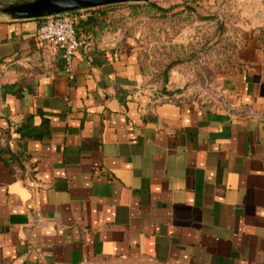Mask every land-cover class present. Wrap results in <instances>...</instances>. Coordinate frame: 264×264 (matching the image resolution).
<instances>
[{
  "label": "crops",
  "instance_id": "0c3cea01",
  "mask_svg": "<svg viewBox=\"0 0 264 264\" xmlns=\"http://www.w3.org/2000/svg\"><path fill=\"white\" fill-rule=\"evenodd\" d=\"M250 1L240 19L261 22L202 101L152 76L130 18L92 28L68 70L41 19L0 13V264H264V0Z\"/></svg>",
  "mask_w": 264,
  "mask_h": 264
},
{
  "label": "rangeland",
  "instance_id": "374dc122",
  "mask_svg": "<svg viewBox=\"0 0 264 264\" xmlns=\"http://www.w3.org/2000/svg\"><path fill=\"white\" fill-rule=\"evenodd\" d=\"M244 2L150 0L109 4V23L122 27L130 18L133 26H146L140 38L142 51L159 58V62L150 60L148 71L160 76V85L172 88L170 91L180 94V99L202 101L217 89L216 74L233 66L241 34L249 31L252 23L261 22L240 19V12L244 14L251 4L250 0ZM144 9L153 10L142 14ZM134 11L141 14L132 15Z\"/></svg>",
  "mask_w": 264,
  "mask_h": 264
},
{
  "label": "built area",
  "instance_id": "2783aa9c",
  "mask_svg": "<svg viewBox=\"0 0 264 264\" xmlns=\"http://www.w3.org/2000/svg\"><path fill=\"white\" fill-rule=\"evenodd\" d=\"M91 9V8H87ZM85 9L76 10L77 13L65 12L50 15L41 19L37 36L46 41L53 51L63 53V61L68 70L71 68V61L74 54L80 49L85 53L92 50L93 42L87 36L76 35L75 23L78 18L87 16ZM168 98V97H166ZM46 264H90L88 259H82L76 263L64 261H52Z\"/></svg>",
  "mask_w": 264,
  "mask_h": 264
},
{
  "label": "water",
  "instance_id": "95a60500",
  "mask_svg": "<svg viewBox=\"0 0 264 264\" xmlns=\"http://www.w3.org/2000/svg\"><path fill=\"white\" fill-rule=\"evenodd\" d=\"M150 0H0V13L13 20L42 19L59 13L123 2Z\"/></svg>",
  "mask_w": 264,
  "mask_h": 264
},
{
  "label": "trees",
  "instance_id": "16d2710c",
  "mask_svg": "<svg viewBox=\"0 0 264 264\" xmlns=\"http://www.w3.org/2000/svg\"><path fill=\"white\" fill-rule=\"evenodd\" d=\"M145 3V2H144ZM152 4V3H150ZM110 6V5H109ZM108 5L105 6H99L91 9H85L84 11L87 12V16L84 18H78L75 23V33L76 35H86L90 38H92L93 32L91 31L94 27H99L101 29H106L109 26H112V28H115V25L109 23L110 22V15L111 12L108 8ZM158 10L160 7L157 8ZM153 9H147L142 12L145 14H149ZM72 13H77V11H73ZM152 13V12H150ZM132 15H136L137 13L134 11L131 13ZM138 14H141V12H138ZM137 14V15H138ZM140 16V15H139ZM61 56L63 58V53L61 52Z\"/></svg>",
  "mask_w": 264,
  "mask_h": 264
}]
</instances>
